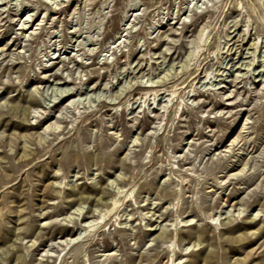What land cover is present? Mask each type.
<instances>
[{
	"label": "rangeland",
	"instance_id": "obj_1",
	"mask_svg": "<svg viewBox=\"0 0 264 264\" xmlns=\"http://www.w3.org/2000/svg\"><path fill=\"white\" fill-rule=\"evenodd\" d=\"M0 264H264V0H0Z\"/></svg>",
	"mask_w": 264,
	"mask_h": 264
},
{
	"label": "bare ground",
	"instance_id": "obj_2",
	"mask_svg": "<svg viewBox=\"0 0 264 264\" xmlns=\"http://www.w3.org/2000/svg\"><path fill=\"white\" fill-rule=\"evenodd\" d=\"M69 99H71V98L69 97ZM29 154H30V149L28 148V145H27V143H26V141H25L24 144H23V152H22V154H21V156H20V157H21V161L24 162L23 165H25V164H27L28 162H30V158H28ZM76 206H77V207H76ZM76 206H75L76 209H80L79 206H81V204L76 205ZM79 214H80V213H79ZM67 215H68V214H67ZM77 234H78V232H77L76 234H74V235H71L70 238H74Z\"/></svg>",
	"mask_w": 264,
	"mask_h": 264
}]
</instances>
